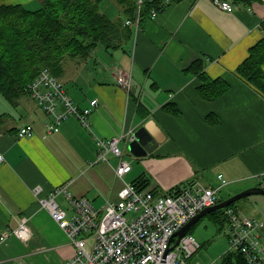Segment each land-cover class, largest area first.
Wrapping results in <instances>:
<instances>
[{"label":"crops","instance_id":"0c3cea01","mask_svg":"<svg viewBox=\"0 0 264 264\" xmlns=\"http://www.w3.org/2000/svg\"><path fill=\"white\" fill-rule=\"evenodd\" d=\"M40 1L0 4L36 9ZM102 5L112 18L122 17L116 7ZM263 21L260 0L233 5L232 12L211 0H183L142 19L137 30L127 25L130 38L121 45H95L85 61L64 65L61 79L72 101L80 108H90L94 99L98 103L90 108L88 128L71 117L48 133L50 119L40 109L23 111L25 122L0 127V233L15 230L22 217L30 228L29 239L11 235L0 245V264H64L73 254L65 233L35 200L33 187L44 195L67 183L72 196L86 197L96 209L117 201L128 182L115 173L118 157L107 154L106 162L95 163V138L147 127L150 153L134 157L137 173L129 183L139 182L144 192L167 193L196 181L213 186L217 175L229 182V195L264 189V95L236 73L262 37ZM198 60L209 77L230 84L221 97L205 100L198 94L199 81L188 71ZM120 75H130L129 94L116 83ZM166 104L179 114L168 113ZM27 124L31 135L18 138L17 129ZM260 238L264 243V228Z\"/></svg>","mask_w":264,"mask_h":264},{"label":"built area","instance_id":"2783aa9c","mask_svg":"<svg viewBox=\"0 0 264 264\" xmlns=\"http://www.w3.org/2000/svg\"><path fill=\"white\" fill-rule=\"evenodd\" d=\"M211 2L223 11H233V4L227 0ZM156 14L152 11V18ZM138 21L139 16L136 21L127 20L125 24L137 30ZM116 83L130 93V75L118 76ZM27 91L30 99L49 117L50 121L45 123L48 133L71 117L88 128L90 108H95L98 103L94 99L89 103L90 108L78 107L67 95L64 84L48 69L39 72ZM31 133L32 127L27 124L19 127L16 135L24 138ZM132 136L133 133H127L106 140L95 138V163L106 162V155L112 154L119 158L116 175L122 178L129 173L131 166L122 161L119 143L129 142ZM2 162L4 156L0 153ZM216 179L213 186L191 182L172 195H154L127 184L119 191L116 202L106 201L101 209H96L84 196H72L67 183L44 195L41 187L35 186L32 194L40 208L46 210L50 219L65 233L73 248V254L64 264H192L190 259L201 247L199 241L187 232L176 244L173 236L199 212L220 201L229 182L222 175H217ZM58 198H62L67 208L62 207ZM222 210L227 219L230 249L239 252L247 264H264V243L260 238L264 221L243 216L230 206ZM11 235L22 241L29 239L27 218L22 217L15 230L1 232L0 245Z\"/></svg>","mask_w":264,"mask_h":264},{"label":"trees","instance_id":"16d2710c","mask_svg":"<svg viewBox=\"0 0 264 264\" xmlns=\"http://www.w3.org/2000/svg\"><path fill=\"white\" fill-rule=\"evenodd\" d=\"M103 0H41L36 9L21 4H0V96L11 105L28 95L30 82L42 69H48L61 82V73L71 61H85L95 45L106 49L115 48L130 38L125 21H136L151 16L152 11L161 12L166 7L183 0H111L122 17L112 18L103 11ZM231 4H250L255 0H227ZM152 17V16H151ZM262 37L249 48L247 57L238 65L236 73L264 95V21ZM188 71L199 81L197 92L202 99L215 100L226 93L230 84L224 78H211L203 70L200 60L194 61ZM29 96V95H28ZM30 98V97H29ZM166 104L168 113L177 116L178 109ZM145 116V114H142ZM10 118L0 112V121ZM13 130V129H12ZM138 190L141 185L132 183ZM188 185V184H187ZM183 187H176L167 193L156 189L154 195H172ZM149 192V191H148ZM223 199L220 198V201ZM219 201V202H220ZM236 203L230 205L236 211ZM213 224L221 230L227 219L223 210L207 214ZM196 223L188 230L194 229ZM219 264H247L236 251L222 257Z\"/></svg>","mask_w":264,"mask_h":264},{"label":"rangeland","instance_id":"374dc122","mask_svg":"<svg viewBox=\"0 0 264 264\" xmlns=\"http://www.w3.org/2000/svg\"><path fill=\"white\" fill-rule=\"evenodd\" d=\"M104 1H105V4L108 5L109 7L111 5L110 3H112V8L118 7L111 0H103V3ZM140 2L141 1L139 0V3ZM102 4H101V8L103 6ZM112 8L110 7L109 10L114 9ZM102 10L106 11L104 8H102ZM108 14L110 13L108 12ZM38 109L39 108L29 98L28 95L21 97L18 100L16 106L11 105V103H7L0 96V112L9 114L10 116V118H7V119L3 117V120L0 121V127L7 126L9 124L11 126H15L16 124L20 123L21 120L25 122V118L21 117L22 112L27 111V110L38 111ZM119 149L122 152L124 161L128 162L132 167V171L129 174H126L124 176V179H126V181L128 182L126 184H129L130 177L134 176L137 173L135 169L138 166H137L135 158L130 154L127 148V145L124 148V144L121 143L119 145ZM228 189L226 190L225 188L222 191L221 197L224 200L233 196V195L228 194L227 192ZM58 202L62 205L63 208H65L64 202L61 198H58ZM235 203H236L235 207L239 210V213L241 215L255 219V220L264 221V196L252 195V196L240 199ZM220 229L221 230H218V228L213 224L212 220L208 216H204L196 222V226L189 233L192 234L199 241L201 247L196 252V254L190 259L192 264H219L223 256L233 251L230 249V246H229L226 226L221 227ZM261 240L263 241L262 238Z\"/></svg>","mask_w":264,"mask_h":264},{"label":"water","instance_id":"95a60500","mask_svg":"<svg viewBox=\"0 0 264 264\" xmlns=\"http://www.w3.org/2000/svg\"><path fill=\"white\" fill-rule=\"evenodd\" d=\"M150 138H151L150 132L145 125L134 131L132 139L129 142H127L128 143L127 148L130 154L133 157H143L146 156L148 153H150V147L148 146V142L150 141ZM252 195L264 196V189L262 187H251L245 189L241 193L235 194L223 201L218 202L216 205L212 207L202 210L194 218H192L186 225H184L178 232L174 234L173 238L174 237L176 238V244L178 243L179 239L188 232L191 226L195 224L198 220H200L202 217L206 216L211 212L226 208L231 204L237 202L238 200Z\"/></svg>","mask_w":264,"mask_h":264}]
</instances>
